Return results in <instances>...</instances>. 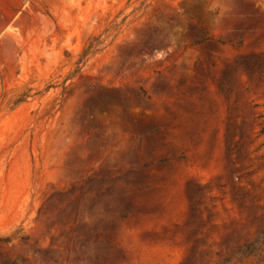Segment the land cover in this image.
<instances>
[{
  "label": "rangeland",
  "instance_id": "1",
  "mask_svg": "<svg viewBox=\"0 0 264 264\" xmlns=\"http://www.w3.org/2000/svg\"><path fill=\"white\" fill-rule=\"evenodd\" d=\"M0 0V235L17 264H264V0Z\"/></svg>",
  "mask_w": 264,
  "mask_h": 264
},
{
  "label": "trees",
  "instance_id": "2",
  "mask_svg": "<svg viewBox=\"0 0 264 264\" xmlns=\"http://www.w3.org/2000/svg\"><path fill=\"white\" fill-rule=\"evenodd\" d=\"M14 240L15 238L11 235H0V264H17L18 259L12 257L6 249V246L13 243Z\"/></svg>",
  "mask_w": 264,
  "mask_h": 264
},
{
  "label": "clouds",
  "instance_id": "3",
  "mask_svg": "<svg viewBox=\"0 0 264 264\" xmlns=\"http://www.w3.org/2000/svg\"><path fill=\"white\" fill-rule=\"evenodd\" d=\"M237 4L236 0H227V6L223 9L217 10V19L213 22V27H222L224 20H230L233 18Z\"/></svg>",
  "mask_w": 264,
  "mask_h": 264
}]
</instances>
